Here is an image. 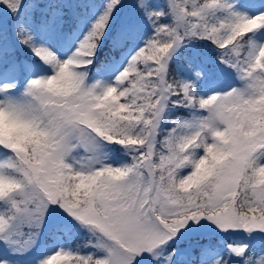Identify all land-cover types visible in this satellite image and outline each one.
<instances>
[{
    "label": "snow or ice",
    "instance_id": "snow-or-ice-1",
    "mask_svg": "<svg viewBox=\"0 0 264 264\" xmlns=\"http://www.w3.org/2000/svg\"><path fill=\"white\" fill-rule=\"evenodd\" d=\"M0 264H264V0H0Z\"/></svg>",
    "mask_w": 264,
    "mask_h": 264
}]
</instances>
